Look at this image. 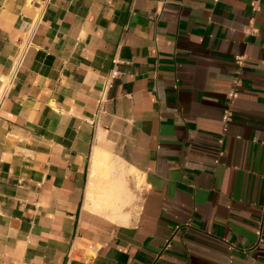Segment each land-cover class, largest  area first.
Here are the masks:
<instances>
[{"label": "crops", "instance_id": "0c3cea01", "mask_svg": "<svg viewBox=\"0 0 264 264\" xmlns=\"http://www.w3.org/2000/svg\"><path fill=\"white\" fill-rule=\"evenodd\" d=\"M255 1L0 0V264H264Z\"/></svg>", "mask_w": 264, "mask_h": 264}, {"label": "bare ground", "instance_id": "6f19581e", "mask_svg": "<svg viewBox=\"0 0 264 264\" xmlns=\"http://www.w3.org/2000/svg\"><path fill=\"white\" fill-rule=\"evenodd\" d=\"M103 147V148H102ZM107 143H106V139H105V133L103 131L100 130V132L98 133L97 136V144L94 147V151H93V158L94 161H99L102 160L103 163H106L107 165H110V161L113 157V154L111 151H109L107 149ZM125 165L124 164H119L118 166L115 164H111L110 165V169L113 172L115 169H117L121 174H124L125 172ZM134 172H136V170H133ZM107 207L110 209L112 207H114L116 204L115 203H107L106 204ZM121 218V216H119V219Z\"/></svg>", "mask_w": 264, "mask_h": 264}, {"label": "built area", "instance_id": "2783aa9c", "mask_svg": "<svg viewBox=\"0 0 264 264\" xmlns=\"http://www.w3.org/2000/svg\"><path fill=\"white\" fill-rule=\"evenodd\" d=\"M49 2H51V0H44V5H47ZM257 2H258V0L254 2V5L255 6H256ZM31 44H32V37L28 38V40H27L26 47H25L26 50L29 48V46ZM116 76H117V73H114L113 74V78L116 77ZM2 83H3V86H2V89L0 91V110H1V108L3 106V104H4V101H5L6 97H7V93L9 91L8 90L9 89L8 88V84L6 83V80L5 81H2ZM236 95H237V90L236 89H234V90H232V91H230L228 93V96L231 99H234L236 97ZM231 116H232L231 109H228L227 111H225V113L223 115V120H224V122L226 124L230 123Z\"/></svg>", "mask_w": 264, "mask_h": 264}, {"label": "rangeland", "instance_id": "374dc122", "mask_svg": "<svg viewBox=\"0 0 264 264\" xmlns=\"http://www.w3.org/2000/svg\"><path fill=\"white\" fill-rule=\"evenodd\" d=\"M108 147L111 149L113 147L112 142H109Z\"/></svg>", "mask_w": 264, "mask_h": 264}]
</instances>
